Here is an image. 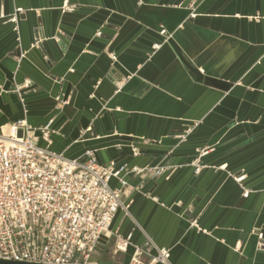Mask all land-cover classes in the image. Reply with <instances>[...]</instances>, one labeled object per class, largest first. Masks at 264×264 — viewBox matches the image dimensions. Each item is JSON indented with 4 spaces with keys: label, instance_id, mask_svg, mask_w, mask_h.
Segmentation results:
<instances>
[{
    "label": "crops",
    "instance_id": "0c3cea01",
    "mask_svg": "<svg viewBox=\"0 0 264 264\" xmlns=\"http://www.w3.org/2000/svg\"><path fill=\"white\" fill-rule=\"evenodd\" d=\"M20 120L69 159L169 169L124 177L90 264L147 240L170 264H264V0H0V127Z\"/></svg>",
    "mask_w": 264,
    "mask_h": 264
},
{
    "label": "built area",
    "instance_id": "2783aa9c",
    "mask_svg": "<svg viewBox=\"0 0 264 264\" xmlns=\"http://www.w3.org/2000/svg\"><path fill=\"white\" fill-rule=\"evenodd\" d=\"M47 129L48 125L34 129L24 120L0 127V260L90 264L116 213H128L129 206L122 201L124 177H157L169 169L105 167L90 151L69 159L38 146L36 131L45 134ZM111 179L121 189L112 188ZM257 237V248L264 252L263 235ZM124 249V245L117 247ZM153 249L156 255L151 256ZM142 255L151 257L147 264H170L169 250L155 247L150 240L136 249L131 264H144Z\"/></svg>",
    "mask_w": 264,
    "mask_h": 264
},
{
    "label": "water",
    "instance_id": "95a60500",
    "mask_svg": "<svg viewBox=\"0 0 264 264\" xmlns=\"http://www.w3.org/2000/svg\"><path fill=\"white\" fill-rule=\"evenodd\" d=\"M0 264H38V263H28V262H16V261L0 260Z\"/></svg>",
    "mask_w": 264,
    "mask_h": 264
},
{
    "label": "rangeland",
    "instance_id": "374dc122",
    "mask_svg": "<svg viewBox=\"0 0 264 264\" xmlns=\"http://www.w3.org/2000/svg\"><path fill=\"white\" fill-rule=\"evenodd\" d=\"M112 261V263H114V264H119L121 261L119 260V259H113V260H111Z\"/></svg>",
    "mask_w": 264,
    "mask_h": 264
},
{
    "label": "trees",
    "instance_id": "16d2710c",
    "mask_svg": "<svg viewBox=\"0 0 264 264\" xmlns=\"http://www.w3.org/2000/svg\"><path fill=\"white\" fill-rule=\"evenodd\" d=\"M101 264H109V263H101Z\"/></svg>",
    "mask_w": 264,
    "mask_h": 264
},
{
    "label": "bare ground",
    "instance_id": "6f19581e",
    "mask_svg": "<svg viewBox=\"0 0 264 264\" xmlns=\"http://www.w3.org/2000/svg\"><path fill=\"white\" fill-rule=\"evenodd\" d=\"M123 248V247H122Z\"/></svg>",
    "mask_w": 264,
    "mask_h": 264
}]
</instances>
